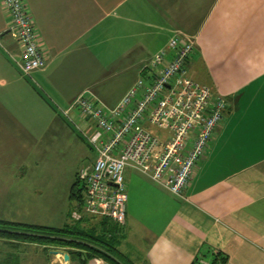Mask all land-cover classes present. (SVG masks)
<instances>
[{
	"label": "crops",
	"instance_id": "obj_1",
	"mask_svg": "<svg viewBox=\"0 0 264 264\" xmlns=\"http://www.w3.org/2000/svg\"><path fill=\"white\" fill-rule=\"evenodd\" d=\"M22 1L46 63L30 77L21 74V52L0 0V150H10L5 141L28 128L27 103L30 110L72 112L74 100L89 91L113 109L173 36H189V77L226 100V116L183 199L125 170L118 250L135 264H264V0ZM20 192L0 178L2 206L9 207L0 220L41 225L9 211L23 206ZM73 252L0 239V264H79Z\"/></svg>",
	"mask_w": 264,
	"mask_h": 264
},
{
	"label": "built area",
	"instance_id": "obj_2",
	"mask_svg": "<svg viewBox=\"0 0 264 264\" xmlns=\"http://www.w3.org/2000/svg\"><path fill=\"white\" fill-rule=\"evenodd\" d=\"M1 1L21 52L17 67L30 77L46 63L32 18L22 0ZM193 49L191 37L173 36L166 49L150 60L146 77L138 79L113 109L89 91L72 103L80 119L88 122L81 135L94 154L92 163L77 173L84 184L83 211L88 216L125 225L127 169L184 198L228 108L221 95L214 96L207 86L190 79ZM63 112L69 115V110ZM93 264L103 261L96 258Z\"/></svg>",
	"mask_w": 264,
	"mask_h": 264
},
{
	"label": "rangeland",
	"instance_id": "obj_3",
	"mask_svg": "<svg viewBox=\"0 0 264 264\" xmlns=\"http://www.w3.org/2000/svg\"><path fill=\"white\" fill-rule=\"evenodd\" d=\"M27 104L28 128L25 132L22 130V137H11L5 141L10 143V150H0V170L9 172L0 175V178L11 188L20 187L22 196L18 198L26 202L19 209L11 207L9 211L19 210L22 215L26 212L41 225L60 228L73 207L69 195L77 173L93 157L81 135V131H86L88 126L78 117L75 109L72 112L69 110V115L65 116L59 108L55 112L46 109L33 111L30 110L32 106ZM150 129L157 132L154 128ZM24 186L27 190L25 194ZM2 203L0 198L1 214L9 208L8 201L4 206ZM80 215L74 212L71 218L78 220Z\"/></svg>",
	"mask_w": 264,
	"mask_h": 264
},
{
	"label": "trees",
	"instance_id": "obj_4",
	"mask_svg": "<svg viewBox=\"0 0 264 264\" xmlns=\"http://www.w3.org/2000/svg\"><path fill=\"white\" fill-rule=\"evenodd\" d=\"M77 179L69 195L73 207L70 208L68 219L62 227L53 228L0 220V239L72 248L75 251L71 254L79 264H86L94 258L104 260L105 264H135L118 250L119 243L125 236L124 225L83 214L84 184ZM73 212L81 214L78 220L71 218ZM94 218L98 220L97 223L91 221ZM223 261L225 259H222Z\"/></svg>",
	"mask_w": 264,
	"mask_h": 264
},
{
	"label": "water",
	"instance_id": "obj_5",
	"mask_svg": "<svg viewBox=\"0 0 264 264\" xmlns=\"http://www.w3.org/2000/svg\"><path fill=\"white\" fill-rule=\"evenodd\" d=\"M54 254H61V255H63V253H61V252H57V251H55V252H53ZM64 259L65 260H68V256L67 255H64Z\"/></svg>",
	"mask_w": 264,
	"mask_h": 264
}]
</instances>
